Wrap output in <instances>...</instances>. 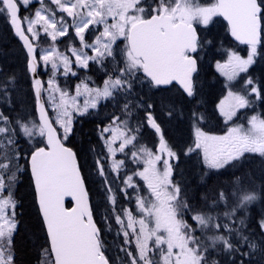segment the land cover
Segmentation results:
<instances>
[{"label": "snow or ice", "instance_id": "6c2138e0", "mask_svg": "<svg viewBox=\"0 0 264 264\" xmlns=\"http://www.w3.org/2000/svg\"><path fill=\"white\" fill-rule=\"evenodd\" d=\"M0 17L22 44L28 84L25 91L0 66V264H16L15 189L25 175L44 238L38 264H264V210L255 229L249 222L257 202L264 205V184L245 171L258 162L264 176V113L256 111L264 75L251 74L264 56V0H0ZM215 17L247 54L221 43L211 66L226 95L209 112L200 74L217 47ZM94 70L103 73L99 85L88 75ZM174 84L180 95L162 111L185 125L182 145L144 92ZM29 103L28 113L18 110ZM108 103L115 111L97 126L91 165L82 164L70 146L75 123ZM217 116L223 135L207 127ZM182 157L197 158L200 184L187 179ZM209 173L229 179L201 191ZM89 184L103 202L99 221ZM113 229L115 260L105 239Z\"/></svg>", "mask_w": 264, "mask_h": 264}, {"label": "trees", "instance_id": "16d2710c", "mask_svg": "<svg viewBox=\"0 0 264 264\" xmlns=\"http://www.w3.org/2000/svg\"><path fill=\"white\" fill-rule=\"evenodd\" d=\"M21 15L24 16V13L21 12ZM217 31H214L216 28L211 27L209 33L210 36L219 40V44H223V48H229L227 45L230 44L231 40L225 35L226 30L224 22L219 19L217 23ZM224 28V29H223ZM217 48H213L211 51L213 55L221 54ZM236 46V45H235ZM244 47L239 46L240 52ZM0 66L6 72H15L21 78V84L25 91H28V84L25 83L23 77V52L22 47L16 37H14L11 29L5 22L4 18L0 17ZM93 72V71H92ZM90 72V73H92ZM251 74L256 77L264 75V56L258 57L255 65L251 68ZM43 79V76H42ZM200 81L203 86V99L211 101L212 103L208 105V111L211 112L214 108V104L217 103L224 89L222 85L224 80L221 77H218L213 70V67L210 64H206L202 69L200 74ZM147 96L151 97L152 102L156 105V115L163 121H165V127L168 129L169 136L174 143L183 144V139L186 137L187 132L185 131V125L178 123L179 115L177 119L168 122V117L164 115L162 108L169 103H173L177 100L180 95V90L172 85L168 87V91H157L152 90V92H145ZM198 97L197 99H200ZM18 110L24 114L31 111V105H18ZM256 111L259 113H264V106L257 105ZM15 116L16 113H11ZM26 118V116H25ZM220 119L217 116L216 118L210 119V123L213 125V129L218 131L221 128L222 123L219 122ZM97 120L94 118L85 119L79 118L75 123L76 133L72 137L71 145L75 151L79 153L80 161L83 164L87 161L88 165H91L93 154L89 152V149L93 146H99L98 139V127ZM217 124V125H216ZM216 125V126H215ZM258 162H253L250 165L246 166V170L253 171L255 173L253 179L256 185L259 187L264 184V176H262ZM181 169L184 170L185 176L188 180L191 181V184L194 186L200 184V176L202 173L199 171V166L197 165V158L193 157L191 160H187L182 157V163L180 165ZM90 171V170H89ZM209 177L205 178L203 184H201V191H205L208 188H211L216 183L225 182L221 180L215 174L209 173ZM229 177L226 179V181ZM90 189V199L92 205L97 209V214L99 211L103 210V207H97L96 199L100 198L97 191V185L89 184ZM15 195L19 202V207L17 209L19 214L20 223L18 226V231L15 234V260L16 264H38V256L40 251V246L44 244L43 234L39 228L36 212L34 208V190L31 185L30 177L25 175L21 177L18 182ZM264 210V205L260 202H257L255 206V211L249 214V222L252 229L256 228V221L258 220V214ZM96 219L99 221L98 216ZM101 226H103L101 224ZM106 239V237H105ZM107 254L113 259L111 253L107 249Z\"/></svg>", "mask_w": 264, "mask_h": 264}, {"label": "rangeland", "instance_id": "374dc122", "mask_svg": "<svg viewBox=\"0 0 264 264\" xmlns=\"http://www.w3.org/2000/svg\"><path fill=\"white\" fill-rule=\"evenodd\" d=\"M198 2L202 5V6H208V5H211L212 3L215 2V0H198ZM3 18V17H2ZM221 19L220 17H215L214 18V22L212 23V25L210 27H214L216 29H214V31H217V23H218V20ZM26 26V25H25ZM224 29V28H223ZM226 30V26H225V29ZM225 35H227L228 37V34H227V31L225 33ZM94 37L89 34V40L93 39ZM68 44V40L65 39L63 43H61L59 45V47L61 48V50H63L66 45ZM219 40H217V46H219ZM236 45V46H235ZM121 46H123V44H121ZM229 48H235L241 55L243 56H246L247 54V47H244L242 50L244 51V53L238 49L239 46L237 44H235L234 42H230L229 45H227ZM41 47H47V43L46 42H41ZM217 48V47H216ZM212 52V51H211ZM209 53L208 54V57L205 58L204 60V64H210V61H211V64L210 65H214V62L215 60L217 59H221V54H216V55H213L212 53ZM95 67V66H94ZM213 67V70L215 71L216 75L218 77H221L223 80H224V77L220 76L218 72H216L214 66ZM88 75H91L92 77V80L95 81V84L99 85L102 83V79H103V73L101 72H98V71H93L92 73H88ZM43 79L47 80V75H43ZM63 82V81H62ZM77 81L76 79H73L71 81L72 84H75ZM144 92H148L147 89L144 90ZM226 95V91L224 90L223 93L221 94L220 98L218 99L217 103L219 102L220 99L223 98V96ZM83 102V98H81V103ZM215 105V104H214ZM113 111H115L114 107L112 104L108 103L106 104V106L104 107H101L100 109H98L96 112H94L92 115L90 116H84V117H81V118H85V119H91V118H94L97 120V126L100 125L101 123L103 124H107L108 123V120L106 119L107 116H109ZM252 112L249 110L246 115H251ZM54 115V114H53ZM245 114L242 113V117L244 116ZM220 121L222 123L221 125V128L218 129V131L214 130L212 127L213 125L210 123V125L207 124V127L210 128L213 132V134H216V135H223L226 131H227V126L224 124V121L222 118H219ZM238 123H244L245 126H247V120L245 118H242L241 120L237 121ZM217 125V124H216ZM215 125V126H216ZM145 140L148 141L150 144H151V141L153 140V137L151 135H149L148 133L145 134ZM93 156H94V153H92ZM259 167V164L258 166ZM90 170V169H89ZM245 171L247 172V170L245 169ZM261 172V171H260ZM229 176L225 175V176H220L219 178L221 180H224L226 181V179L228 178ZM99 195V194H98ZM100 196V195H99ZM96 203H97V207H103V202H102V199L101 197L100 198H97L96 199ZM100 215H102V211H99L97 216H98V219H100ZM106 241H107V249L108 251L111 253V256L113 257V260H115L116 258V255H117V252H118V239L116 237V231L115 229H113V231L111 233H108L106 235ZM122 255V254H121Z\"/></svg>", "mask_w": 264, "mask_h": 264}, {"label": "water", "instance_id": "95a60500", "mask_svg": "<svg viewBox=\"0 0 264 264\" xmlns=\"http://www.w3.org/2000/svg\"><path fill=\"white\" fill-rule=\"evenodd\" d=\"M221 19H222V21L225 23V25L227 24V22L226 21H224L223 20V18L222 17H220ZM13 33V32H12ZM16 37V36H15ZM17 38V37H16ZM228 38L229 39H231V41L232 42H234L235 44H237V45H240L238 42H236L230 35H228ZM18 41H19V39H18ZM19 43H20V45H21V47H22V44H21V42L19 41ZM241 46V45H240ZM243 46H246V45H243ZM177 88H179V85H176V84H174ZM169 87V86H168ZM180 90V89H179ZM66 199V207H71L72 206V204L70 203V200H71V198L70 197H66L65 198ZM67 204L69 205V206H67Z\"/></svg>", "mask_w": 264, "mask_h": 264}, {"label": "flooded vegetation", "instance_id": "af4514ba", "mask_svg": "<svg viewBox=\"0 0 264 264\" xmlns=\"http://www.w3.org/2000/svg\"><path fill=\"white\" fill-rule=\"evenodd\" d=\"M22 13H24V15H28L29 13H27V12H24V11H22ZM79 119V118H78Z\"/></svg>", "mask_w": 264, "mask_h": 264}]
</instances>
